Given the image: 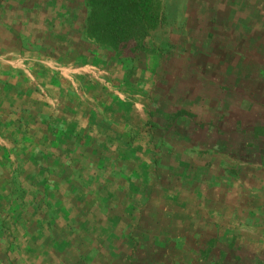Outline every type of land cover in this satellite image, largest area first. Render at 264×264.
Wrapping results in <instances>:
<instances>
[{
    "label": "crops",
    "instance_id": "obj_1",
    "mask_svg": "<svg viewBox=\"0 0 264 264\" xmlns=\"http://www.w3.org/2000/svg\"><path fill=\"white\" fill-rule=\"evenodd\" d=\"M172 1L173 56L128 84L83 0H0V194L43 264H264V166L237 165L264 128V0Z\"/></svg>",
    "mask_w": 264,
    "mask_h": 264
},
{
    "label": "trees",
    "instance_id": "obj_2",
    "mask_svg": "<svg viewBox=\"0 0 264 264\" xmlns=\"http://www.w3.org/2000/svg\"><path fill=\"white\" fill-rule=\"evenodd\" d=\"M83 3L85 39L110 54L117 65L127 68L125 83H140L135 66L143 56H159L163 59L173 56L175 45L171 44L170 36L178 20H171L167 13L166 0H83ZM182 24H186V21ZM119 81L122 83L121 79ZM152 125L151 119L146 125V133H151ZM246 130L248 133L253 132L252 129ZM255 137L258 140L246 145L247 154L241 155L240 163L236 162L237 159H232L234 164L238 163L239 166L250 163L253 169L263 168L264 128L260 129ZM133 171L136 170L133 168ZM22 196L25 199L27 195L23 193ZM4 201L9 203L1 196L0 264H35L34 261L38 259H40L38 263L43 264L41 259L47 258L48 253L36 251L32 254L26 249L27 238L23 240L24 242L19 239V229L25 226L20 219L26 212L20 199L18 207L12 206L11 203L10 207L2 206L6 204ZM245 257L247 256L240 250L234 260H244ZM215 259L219 264L220 260L217 257Z\"/></svg>",
    "mask_w": 264,
    "mask_h": 264
},
{
    "label": "rangeland",
    "instance_id": "obj_3",
    "mask_svg": "<svg viewBox=\"0 0 264 264\" xmlns=\"http://www.w3.org/2000/svg\"><path fill=\"white\" fill-rule=\"evenodd\" d=\"M168 11L167 13L170 15L171 20H178L180 15L182 14V6L180 7L177 1L166 0ZM178 17V18H177Z\"/></svg>",
    "mask_w": 264,
    "mask_h": 264
}]
</instances>
